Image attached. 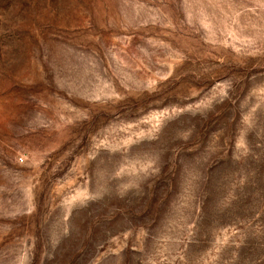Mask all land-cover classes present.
I'll use <instances>...</instances> for the list:
<instances>
[{
	"label": "rangeland",
	"instance_id": "rangeland-1",
	"mask_svg": "<svg viewBox=\"0 0 264 264\" xmlns=\"http://www.w3.org/2000/svg\"><path fill=\"white\" fill-rule=\"evenodd\" d=\"M0 264H264V0H0Z\"/></svg>",
	"mask_w": 264,
	"mask_h": 264
}]
</instances>
